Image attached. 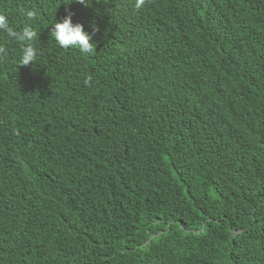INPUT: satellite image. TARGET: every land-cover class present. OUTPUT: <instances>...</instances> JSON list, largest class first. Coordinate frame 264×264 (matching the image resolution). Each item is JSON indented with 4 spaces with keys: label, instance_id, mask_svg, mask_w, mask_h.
I'll list each match as a JSON object with an SVG mask.
<instances>
[{
    "label": "trees",
    "instance_id": "obj_1",
    "mask_svg": "<svg viewBox=\"0 0 264 264\" xmlns=\"http://www.w3.org/2000/svg\"><path fill=\"white\" fill-rule=\"evenodd\" d=\"M0 14L38 34L19 67L0 31V264H264V0ZM69 14L96 54L51 35Z\"/></svg>",
    "mask_w": 264,
    "mask_h": 264
},
{
    "label": "clouds",
    "instance_id": "obj_2",
    "mask_svg": "<svg viewBox=\"0 0 264 264\" xmlns=\"http://www.w3.org/2000/svg\"><path fill=\"white\" fill-rule=\"evenodd\" d=\"M79 4H88L90 0H75ZM99 2V0H97ZM147 0H136V8L140 9L146 4ZM28 21L35 20L37 13L35 11H27L23 13ZM0 31H3L7 36L22 45V57L19 67H28L35 64L38 56L37 49L33 46L37 38V32L28 24L21 31L14 30L9 26V22L5 15L0 14ZM98 31V29H97ZM58 45L64 49L77 48L85 55H94L97 53L96 44H94L93 36L85 32L83 25L73 24L71 14L63 19L62 22L56 23L51 34ZM6 48L0 46V57H6ZM92 77L89 76L85 80V84L91 86Z\"/></svg>",
    "mask_w": 264,
    "mask_h": 264
}]
</instances>
